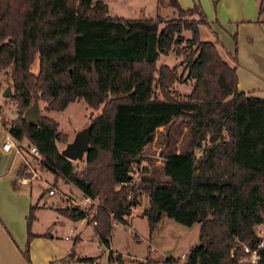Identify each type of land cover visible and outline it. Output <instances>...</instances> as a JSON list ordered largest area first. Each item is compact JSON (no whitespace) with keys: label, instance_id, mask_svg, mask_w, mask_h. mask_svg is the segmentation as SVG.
<instances>
[{"label":"trees","instance_id":"trees-1","mask_svg":"<svg viewBox=\"0 0 264 264\" xmlns=\"http://www.w3.org/2000/svg\"><path fill=\"white\" fill-rule=\"evenodd\" d=\"M168 2L198 18L110 16L103 0H0V71L16 108L15 118L0 126L13 139L33 144L47 170L96 199L91 211L73 205L55 210L87 220L107 251V264H125L109 251L111 228L115 221L126 223L140 197L149 230L162 215L183 225L198 223L197 243L186 249L182 264H247L238 261L245 255L242 245L256 244L252 226L264 221V97L238 90L234 64L220 56L217 41L199 39L198 24H206L199 4ZM181 28L190 30L181 60L190 89L183 96L166 92L176 79L174 67H155L157 56L181 41L175 34ZM35 98L44 102L43 110H60L80 98L99 109L87 126L79 171L57 149L63 134L53 119L38 115L32 123L22 117ZM177 120L187 125L188 151L163 156L164 179L139 176L132 186V163L158 127ZM36 205H29L25 217L21 254L27 263ZM259 255L257 264H264V242ZM75 259L92 264L87 257ZM157 263L147 256L141 261Z\"/></svg>","mask_w":264,"mask_h":264},{"label":"rangeland","instance_id":"rangeland-1","mask_svg":"<svg viewBox=\"0 0 264 264\" xmlns=\"http://www.w3.org/2000/svg\"><path fill=\"white\" fill-rule=\"evenodd\" d=\"M107 6V13L110 16H121L124 18L154 17L159 16L162 21L169 19L178 20H196V13H179L168 0H103ZM183 1V0H181ZM264 4V0H261ZM162 26V23L159 24ZM199 39L210 40L213 35L206 25L198 24ZM176 34L177 38H181L178 43L171 44L170 49L165 54H159L155 61V67L160 64H166L168 67H174L176 79L167 87L168 94H177L183 96L190 89L189 80L184 79V71L182 69V57L187 51V40L190 37V30L181 28ZM219 46V47H218ZM218 51L228 64H231L230 58L227 59L226 53L218 43ZM178 50V51H176ZM37 60L32 64V69L36 70ZM8 87L11 88L6 81V77L0 71V121L3 120L9 124L16 116V108L9 97H3L1 93ZM153 93L161 97L157 87H153ZM39 106V115H45L53 119L57 123V130L63 134V139L56 142V147L61 151L64 146L71 142L75 136L87 129L89 120L96 115L99 109H92L83 99L69 101L63 109L60 110H43L44 102L37 99ZM2 129L4 127H1ZM4 130V129H3ZM20 141V140H19ZM24 141V140H23ZM189 133L188 128L183 120L171 122L166 126L158 127L152 141L142 150L139 157L131 166V182L134 186L139 176H153L157 179H164L162 174L163 156L168 153L185 152L189 149ZM195 153L198 150L195 149ZM19 154L13 151L0 152V206L2 208L8 205V200L4 195L3 185L9 183V179L13 177V164L18 160ZM28 164L19 167V171L15 178L17 183H21L18 179L23 177V183L31 185L28 190L24 187L27 198L31 197L32 204L37 202L33 210V219L29 225L32 229L38 231H49L54 238L60 239L62 242H71L74 234H78L80 240L78 246L80 251L91 252L96 250V236L91 231V225L86 219H79L74 222L71 219L59 214L55 207L73 205L74 202L80 200L83 194L73 185L69 184L65 179L51 173L42 165L36 166V161L29 155L21 156ZM84 152L80 158L73 159L71 162L74 169L79 171L83 165ZM145 170V171H144ZM33 173L37 177H33ZM53 188L54 192L48 195L46 192L39 197L41 190ZM144 197L138 199L136 208H130V212L126 217V223H116L112 225L110 233V247L119 251L121 254L133 255L139 257L141 263L145 256L163 259L164 255L177 257L180 253H184L190 245L197 243L198 223L191 225H183L165 215H162L158 223L153 229L149 230L145 217L141 214L142 204L145 202ZM89 204L84 208L93 210L94 205ZM91 206V207H89ZM76 226L74 229L73 226ZM22 230L26 235L25 218L22 220ZM69 236V240H64L63 236ZM104 249L102 246H100ZM149 248L151 251H149ZM142 259V260H141ZM160 260H158L159 264ZM126 264V263H125Z\"/></svg>","mask_w":264,"mask_h":264},{"label":"crops","instance_id":"crops-1","mask_svg":"<svg viewBox=\"0 0 264 264\" xmlns=\"http://www.w3.org/2000/svg\"><path fill=\"white\" fill-rule=\"evenodd\" d=\"M260 1L176 0L182 8L190 7L193 3L199 4L206 19L204 25L213 35L210 40H216V47L219 43L226 53L227 59L230 58L231 64H234L236 88L246 95L254 97H264V4L261 3V10L258 11ZM221 57L223 58V56ZM3 135L4 130L0 126V143ZM0 152L6 153L1 150ZM23 161L19 155L18 160L12 166L14 168L13 177L9 179V183L3 185L8 205L4 208L0 206V264H85L75 259L79 257L90 258L92 264H107V251L97 249L98 240L96 237V250L83 253L77 247L80 240L77 233L74 234L73 240L67 243L54 238L49 231L32 229V225L30 232L33 236L27 245L29 263L25 261L21 254L26 244L22 220L26 217L32 200L31 197L27 198L24 187L27 186L29 190L31 185L17 183L15 180L19 167L23 166ZM137 203L138 201L132 206L136 208ZM142 206L144 207V204ZM81 220L83 221V219ZM72 221L78 222L79 219ZM115 223L123 222L115 221ZM73 228L75 229L76 226L74 225ZM65 236L63 239L69 240V236L66 238ZM108 248L112 255H120L121 260L126 264H141L138 263L139 257L133 255L126 257L111 248L110 238ZM149 251H151L150 248ZM149 258L162 261L165 258L173 259L175 257L164 255L163 259Z\"/></svg>","mask_w":264,"mask_h":264},{"label":"built area","instance_id":"built-area-1","mask_svg":"<svg viewBox=\"0 0 264 264\" xmlns=\"http://www.w3.org/2000/svg\"><path fill=\"white\" fill-rule=\"evenodd\" d=\"M0 150L3 152L13 151L14 153H17L20 156L29 155L33 158L34 161H36V166L42 165L41 155L33 144H30L28 142H21L19 140L13 139L6 130H4V135L0 143ZM23 165L24 167H28V164L25 162V160L23 161ZM33 177H37V175L33 173ZM18 180L21 183H23L25 179L21 177ZM53 192L54 190L52 187L46 191L48 195L53 194ZM93 203H96L95 198H91L89 196L83 195L80 200L74 202L73 206L84 208L85 206H88L89 204H93ZM67 205L69 206V204ZM113 224L116 225L115 222H113ZM252 232L256 237H258V241L252 247H249L247 245H242V250L245 253V255L238 259V261L245 262L247 264H257L259 260V256H260L259 249L262 247L264 242V221L253 224ZM66 237L67 236H65V238ZM235 241L239 242L238 239L236 238ZM97 249L99 251L106 250V249H102L100 246H98ZM183 259H184V253H180V255H178L176 258L170 259L168 262L160 261L159 264H182Z\"/></svg>","mask_w":264,"mask_h":264},{"label":"water","instance_id":"water-1","mask_svg":"<svg viewBox=\"0 0 264 264\" xmlns=\"http://www.w3.org/2000/svg\"><path fill=\"white\" fill-rule=\"evenodd\" d=\"M3 97H10L11 92L9 88L6 87L4 91L1 93ZM37 99H33L30 105L23 111L22 117L32 123H35L37 117L39 115V106L37 104ZM86 140H87V129L85 131L79 132L75 138L67 143L64 148L61 149L60 154L68 159H77L80 158L82 152L86 149ZM226 182V178L222 179V183ZM146 206V202L144 203V207Z\"/></svg>","mask_w":264,"mask_h":264}]
</instances>
